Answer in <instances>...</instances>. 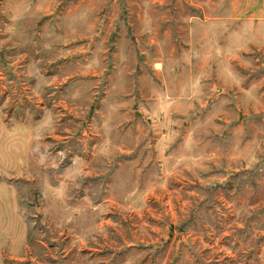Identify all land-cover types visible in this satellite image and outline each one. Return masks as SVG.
Here are the masks:
<instances>
[{
  "label": "rangeland",
  "instance_id": "374dc122",
  "mask_svg": "<svg viewBox=\"0 0 264 264\" xmlns=\"http://www.w3.org/2000/svg\"><path fill=\"white\" fill-rule=\"evenodd\" d=\"M0 264H264V0H0Z\"/></svg>",
  "mask_w": 264,
  "mask_h": 264
}]
</instances>
